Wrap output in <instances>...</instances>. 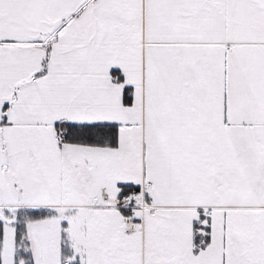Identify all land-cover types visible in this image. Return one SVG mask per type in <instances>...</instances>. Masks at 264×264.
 I'll use <instances>...</instances> for the list:
<instances>
[{"label": "snow or ice", "instance_id": "snow-or-ice-1", "mask_svg": "<svg viewBox=\"0 0 264 264\" xmlns=\"http://www.w3.org/2000/svg\"><path fill=\"white\" fill-rule=\"evenodd\" d=\"M0 264H264V0H0Z\"/></svg>", "mask_w": 264, "mask_h": 264}]
</instances>
